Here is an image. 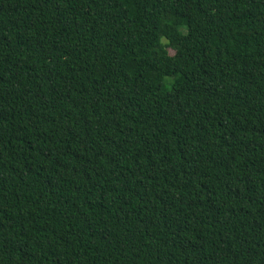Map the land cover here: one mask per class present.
Listing matches in <instances>:
<instances>
[{
    "label": "trees",
    "instance_id": "1",
    "mask_svg": "<svg viewBox=\"0 0 264 264\" xmlns=\"http://www.w3.org/2000/svg\"><path fill=\"white\" fill-rule=\"evenodd\" d=\"M0 264H264V0H0Z\"/></svg>",
    "mask_w": 264,
    "mask_h": 264
},
{
    "label": "rangeland",
    "instance_id": "2",
    "mask_svg": "<svg viewBox=\"0 0 264 264\" xmlns=\"http://www.w3.org/2000/svg\"><path fill=\"white\" fill-rule=\"evenodd\" d=\"M166 82H168V83H169V82H170V80H169V79H166Z\"/></svg>",
    "mask_w": 264,
    "mask_h": 264
}]
</instances>
